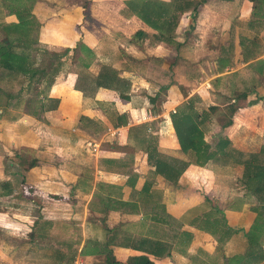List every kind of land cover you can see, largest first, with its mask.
Masks as SVG:
<instances>
[{"label":"crops","instance_id":"0c3cea01","mask_svg":"<svg viewBox=\"0 0 264 264\" xmlns=\"http://www.w3.org/2000/svg\"><path fill=\"white\" fill-rule=\"evenodd\" d=\"M123 1L86 0L85 12L83 3L65 0L33 4L31 11L41 24L39 42L65 54L47 93L57 99L54 109L38 116L18 109L15 113L11 100L0 117V182L9 189L0 194V264H103L105 250H111L121 264L136 255H146L151 264H243L229 258L242 256L246 250L243 233L255 216L249 203L238 210L224 209L226 223L235 232L223 243L187 224L209 208L204 196L212 199L216 186L211 168L190 163L175 184L154 176L153 187L161 191L159 202L135 201L126 182L129 174L135 175L137 190L152 179V167L138 144L142 136L154 138L161 155L186 159L170 123V109L195 92H206L212 80L235 70L230 63L217 69L231 44H236L233 64L252 69L255 84L249 85L255 86L247 89L250 92L238 104L231 123L224 126V134L232 147L245 154L254 152L247 146L252 138H247L244 129L260 123L263 130L253 138L259 146L264 144V115L259 114L264 112V82L259 84L261 76L252 68L264 59V48L259 55L247 56L248 49L238 45H262L264 0H190L197 2L195 9L191 5L179 15L170 44L155 40L156 31L127 14ZM136 30L144 35L133 37ZM249 30L254 33L248 34ZM219 36L226 45L213 51L212 70L205 78L189 89L170 81L175 60L194 57L197 45L220 43L216 41ZM77 44L89 52L80 51ZM182 47L189 52L181 55ZM241 50L247 56L245 62H241ZM105 70L128 83L123 93L127 98L95 84ZM161 86L165 89L159 90ZM160 95L163 99L158 100ZM254 96L261 99L249 105ZM247 110H253V117ZM118 114L124 122L115 125ZM234 133L240 145L232 142ZM206 137L203 134L208 142ZM15 154L37 162L24 169ZM98 183L103 185L101 190ZM168 227L191 233L183 253L172 247L169 253L154 257L136 249L143 237H166ZM126 237V246L117 244ZM259 243L264 253V236ZM254 264H264V259Z\"/></svg>","mask_w":264,"mask_h":264},{"label":"trees","instance_id":"16d2710c","mask_svg":"<svg viewBox=\"0 0 264 264\" xmlns=\"http://www.w3.org/2000/svg\"><path fill=\"white\" fill-rule=\"evenodd\" d=\"M37 0H0V81L3 80V102L0 106L7 108L11 106V100H14L13 109L22 111L32 116H38L40 113L54 109L57 106V99L48 96V89L53 82L54 75L58 72L63 62V52H56L48 49L41 44L38 39L40 22L32 13L33 4ZM254 1V0H249ZM125 11L127 14L136 16L147 26L156 31L154 39L166 44L173 42L172 34L177 24L179 15L192 5L190 0H124ZM83 12L87 8L84 2ZM13 16L15 20L8 22L2 21V17ZM143 31L136 30L132 36L141 38ZM80 51L89 52L81 44H77ZM72 49L73 51L76 49ZM250 52V51H249ZM246 53L247 56L252 54ZM243 55V60L247 56ZM221 59L222 66H226L227 61ZM259 61V60H257ZM256 61L254 70L264 75V63L260 66ZM219 64V63H218ZM85 65V63H84ZM223 68V67H222ZM113 78V79H112ZM20 87L17 93H12V89H7V84L17 81ZM115 79V80H114ZM218 80V79H216ZM97 86L110 88L118 92L122 98H127L123 93L128 87V83L122 79H116L110 76L108 71L98 75L95 81ZM161 86L159 90H164ZM31 91L30 96L25 92ZM232 95L225 104L226 119L221 126H227L231 123V117L238 108V100H243L248 94L246 90L231 91ZM225 96V95H224ZM261 99L256 97L255 100ZM207 111L213 112L217 106L209 105ZM20 110V111H21ZM170 123L179 145L180 151L185 154L186 159L166 157L161 155L156 149L154 138L141 137L139 145L146 154V161L152 167L149 171V177L143 182L139 189L134 188L135 175L128 176L127 185L130 188L129 196L135 201L159 202L161 191L153 187V177L161 176L164 180L175 184L187 167L188 164L204 165L210 158L211 160L219 157L228 159L230 163L241 166L240 175L237 178L238 183L244 189L240 197L229 199L226 203H220L217 199H209L204 196V200L209 202V208L201 212L188 221V225L204 231L213 236L217 243H223L234 229L228 226L224 217V209L238 210L243 204H249V210L254 212L255 216L248 229L243 233L246 241V250L242 256L234 255L229 258L233 262H242L243 264H254L264 259L263 249L260 247L259 239L264 236V144L260 145L258 150L250 153L231 147L227 137L217 136L213 144L212 151H207V143L202 139L204 117L201 113L195 111L191 101L187 98L175 108L174 113L169 115ZM115 125L124 122L123 115L115 116ZM144 132V129H143ZM18 163L24 169L30 168L36 164L35 159L25 160L18 154ZM6 183L0 182V194L9 192L5 188ZM103 185L97 184V189L101 190ZM109 193H106V195ZM118 195H121L118 191ZM119 197V196H118ZM254 200L251 203L250 199ZM166 238V239H165ZM191 239V233L186 229L176 230L168 227L167 235L162 238L152 235V237H143L140 239L137 250L150 254L154 257L163 256L169 253L172 247L177 250L181 246L185 247ZM117 244L127 245L128 237ZM103 264H121L115 260L111 250H105ZM125 264H151L146 255H136L128 259Z\"/></svg>","mask_w":264,"mask_h":264},{"label":"rangeland","instance_id":"374dc122","mask_svg":"<svg viewBox=\"0 0 264 264\" xmlns=\"http://www.w3.org/2000/svg\"><path fill=\"white\" fill-rule=\"evenodd\" d=\"M66 2L70 3V4H82L84 2H86V0H65ZM251 15H253L254 17V12H251ZM195 29V28H194ZM253 31H248V34H252ZM254 33V32H253ZM262 45H257L255 43H252L250 46H246L245 43H238V45L240 44L241 46H243V48L248 49L249 53H252V55H259L262 52V48H264V33L262 34ZM223 36H219L217 37L216 41H219L221 43V45H218L220 43H215V42H211L210 44L205 43V44H200L195 46V52H194V57L191 56L187 59H183L182 61H176L174 62L173 66L170 67V81L179 85V87H186V89H189L193 86H196L197 82H200L202 78H205V75L208 72H211V68H212V55H213V51L214 50H218V47H224L226 44L223 43ZM44 45V44H43ZM173 46V45H171ZM236 47V44H231L229 47V55H227V58L224 60L227 61L226 65L232 64V67L235 69L234 71H232L230 74H224L220 77H218V80L214 81L212 80L210 82V84L212 85L210 89H206L205 91H201L200 92H195L193 95H191L189 98V101H191V104L193 105V108L195 109V111L201 113L204 117V122L202 126L203 128L205 127V133H203L204 135L206 134L207 137V141L206 142L203 139V135H202V139L207 143V151H212L213 148V144L216 141L217 136L219 137H225L224 134V127L221 126V123H223L226 119V106L225 104L228 103L232 92L231 91H238V90H246L250 88L252 86L251 83L255 84V80L253 79L252 76V69L250 71V68L247 66V68L243 69V68H237L236 66H238V64H233L234 60L231 59V56H233V53L235 55L234 52V48ZM170 52V53H169ZM168 52L169 58L167 59L169 62H172V57L174 54V50L171 49ZM179 52L181 55H185L187 54L188 49L187 47H182L179 49ZM240 55L243 56L244 53L241 50L240 51ZM230 58V59H229ZM170 62V63H171ZM239 62V61H237ZM241 62H245L243 60V58L241 59ZM259 64V66L264 63V59H259V61H257ZM218 65H217V69H221L223 66V63L220 62V60L218 61ZM256 64V62L254 63ZM172 65V64H171ZM75 68V67H74ZM254 68V66L252 67ZM76 69V68H75ZM153 72V71H152ZM261 78H258V82L259 84L262 83V81L264 82V75L261 74L260 75ZM249 82L250 85H249ZM247 83V85H246ZM8 86H5L7 89H12V93H17L18 89L20 87V83L17 81H13L9 84H7ZM186 85V86H185ZM249 87H244V86H248ZM262 85H264V83H262ZM255 85H253L251 88H253ZM243 88V89H242ZM254 91V89H253ZM31 91L27 90L25 92V95L28 97L30 96ZM264 94V93H263ZM225 95V96H224ZM264 96V95H263ZM255 97V96H254ZM163 99V97L160 95V97H158V100ZM256 97L252 100H249L247 103L253 104L255 103ZM259 99V98H258ZM185 101V100H184ZM0 102H3V80L0 81ZM238 104L244 103L242 100L237 102ZM211 104H215L217 106V109L213 112H208L207 111V107ZM181 105V104H180ZM18 109V108H17ZM22 109L19 108V111ZM153 109H156L155 106H153ZM17 110H15L16 113ZM22 111V110H21ZM248 112V116L253 117L254 112L253 110L250 112L249 110H247ZM7 113L10 114V112L8 111ZM256 115H258V113H255ZM264 115V112L259 113ZM8 115V114H7ZM3 116V107L0 106V117ZM239 112L236 113L235 115V121H239ZM260 119H262V116L260 117ZM256 120V119H255ZM208 125V127H206ZM261 125L260 123H258V126H253L252 124L249 125L247 128L244 129V134H246L247 138L251 137L252 139L249 141V143H251V145H247L249 146V149H254L253 151L255 152V149L258 148L259 146V141H256L253 137L255 135V133H260L261 131ZM263 130V129H262ZM229 132L231 130H228ZM235 133L231 135L232 137V142H234L235 145H240L239 141L237 140V137H234ZM177 141V140H176ZM248 143V144H249ZM178 144V143H177ZM231 144V142H230ZM231 146V145H230ZM232 147V146H231ZM238 147V146H236ZM257 151V150H256ZM23 153V152H22ZM25 154V153H23ZM14 158V157H13ZM12 159V158H11ZM8 160V159H5ZM209 161V162H208ZM204 165H206L207 167L211 168L212 173H213V177L215 179V189L212 195L213 198H217L220 200H223L225 203L231 199V198H235V197H240L243 194L244 189L240 186V184L237 181V178L240 175V170H241V166L237 165V164H233L230 163L228 159H222L219 157H216L214 159L211 160V158L208 160ZM208 163V164H207ZM202 165V166H204ZM217 197H215L216 195ZM251 203L254 202V200H252L251 198H249ZM250 204V203H249ZM246 205V204H243ZM242 205V206H243ZM248 206V205H247ZM184 250V246L179 250L180 253H183Z\"/></svg>","mask_w":264,"mask_h":264},{"label":"built area","instance_id":"2783aa9c","mask_svg":"<svg viewBox=\"0 0 264 264\" xmlns=\"http://www.w3.org/2000/svg\"><path fill=\"white\" fill-rule=\"evenodd\" d=\"M170 111H171V113H174V112H175V109H174V108H172V109H170Z\"/></svg>","mask_w":264,"mask_h":264}]
</instances>
